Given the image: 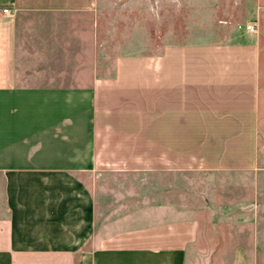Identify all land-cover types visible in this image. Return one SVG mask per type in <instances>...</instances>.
Wrapping results in <instances>:
<instances>
[{"label": "crops", "instance_id": "1", "mask_svg": "<svg viewBox=\"0 0 264 264\" xmlns=\"http://www.w3.org/2000/svg\"><path fill=\"white\" fill-rule=\"evenodd\" d=\"M97 5L0 0V264H264V227L244 210L264 169L259 39L118 56L109 75L77 62V37L49 55L20 42L25 15L89 24ZM43 57L70 62L73 80H46ZM184 172L233 177L214 183L249 196L228 209L194 184L185 198Z\"/></svg>", "mask_w": 264, "mask_h": 264}, {"label": "rangeland", "instance_id": "2", "mask_svg": "<svg viewBox=\"0 0 264 264\" xmlns=\"http://www.w3.org/2000/svg\"><path fill=\"white\" fill-rule=\"evenodd\" d=\"M80 19L82 17L79 15H25L19 21L18 37L22 45L29 48L44 46L45 50L42 48L37 52L46 51L47 54L52 45L58 46L57 39L66 38V45L70 47L73 43L70 37H77V62L80 51L83 64L91 60L94 62L97 57L100 72L109 75L118 56L156 55L167 45L198 43L202 40L219 43L252 26V33L259 39L262 52V89L264 88V0H98L97 14L92 15L91 22L88 20L89 24L80 25ZM79 37L82 39L79 40ZM53 40L56 42H52ZM52 55L55 57L56 53ZM40 61V65L54 71L46 73V80L52 83L73 80L74 74L69 72L72 68L69 59L68 65H62L64 69H68H61L65 71L63 73L54 70L62 67L58 65L57 59L43 57ZM63 61L62 59L60 62ZM259 145L260 161L264 166V89L261 92ZM118 178L119 182H122V178L126 179ZM111 179L112 177H108V180ZM217 180L223 184L234 182L235 178L184 172L179 174L177 181L179 188L185 189V198L189 197L187 188L200 184L206 193L215 197L216 205H226L228 209L240 206L236 200L249 196L247 192L239 190H235L233 196L231 192L234 185L227 186L224 192L222 187L214 183ZM258 184V198L252 202L253 205L244 207V210L253 209L258 216L259 226L264 227V169L260 170ZM179 193L182 197V192ZM201 201L205 203L203 198ZM183 203L190 204L188 201H180V204ZM208 259L204 257L205 264ZM202 262L201 260L200 264Z\"/></svg>", "mask_w": 264, "mask_h": 264}, {"label": "built area", "instance_id": "3", "mask_svg": "<svg viewBox=\"0 0 264 264\" xmlns=\"http://www.w3.org/2000/svg\"><path fill=\"white\" fill-rule=\"evenodd\" d=\"M3 13L4 14H10V10L8 8H4ZM247 29L250 31H254V28L252 26H248Z\"/></svg>", "mask_w": 264, "mask_h": 264}]
</instances>
